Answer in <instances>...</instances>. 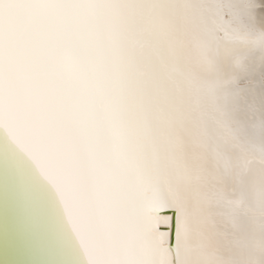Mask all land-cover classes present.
<instances>
[{"label":"bare ground","instance_id":"6f19581e","mask_svg":"<svg viewBox=\"0 0 264 264\" xmlns=\"http://www.w3.org/2000/svg\"><path fill=\"white\" fill-rule=\"evenodd\" d=\"M0 264H264V0H0Z\"/></svg>","mask_w":264,"mask_h":264},{"label":"water","instance_id":"95a60500","mask_svg":"<svg viewBox=\"0 0 264 264\" xmlns=\"http://www.w3.org/2000/svg\"><path fill=\"white\" fill-rule=\"evenodd\" d=\"M170 210V228H169V243L173 240L174 231V211L172 209H165V211Z\"/></svg>","mask_w":264,"mask_h":264}]
</instances>
